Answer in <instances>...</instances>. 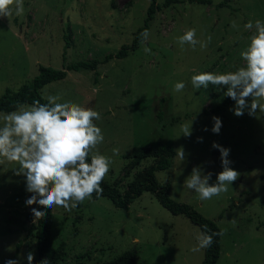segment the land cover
Returning a JSON list of instances; mask_svg holds the SVG:
<instances>
[{"label": "rangeland", "instance_id": "1", "mask_svg": "<svg viewBox=\"0 0 264 264\" xmlns=\"http://www.w3.org/2000/svg\"><path fill=\"white\" fill-rule=\"evenodd\" d=\"M179 1L162 8L165 0H156L162 10L150 24L148 39L126 58L100 63L97 82L93 71L68 72L65 79L45 86L40 95L59 94L60 102L72 101L101 113L102 119L95 122L105 137L99 151L112 159L104 180L118 182L123 193L154 163L144 160L124 178L134 148L171 146L175 152L171 166L156 172V180L169 187L172 200L192 206L224 230L217 264H264V113L236 117L229 111L233 104L213 113L225 98V89L211 85L196 89L191 84L192 75L199 72L223 73L243 65L240 52L251 35L243 25L249 20L264 21V0H233L223 7L219 5L225 0ZM150 3L23 0L21 16L0 19V97L29 84L40 66L62 69L64 53L66 63L101 61L117 53L143 25ZM233 21L238 30L231 27ZM189 28L197 30L199 40L211 36L206 49L197 45L193 51L185 45L181 50L175 38ZM69 33L70 47L65 52L64 35ZM179 81L186 87L175 92ZM212 116L223 121L219 135L211 132ZM192 122L193 134L185 137L182 125L190 130ZM198 137H203V143L197 142ZM213 141L231 149V167L241 175L227 192L200 201L184 181L200 166L205 175L213 173L210 183H215V174L222 168ZM113 148L119 149L118 155ZM179 148L184 149L185 158L178 155ZM17 167L0 166V264L21 253L26 257L29 251L36 259L35 239L26 237L31 209L25 199L30 194L24 177L14 174ZM52 216L53 248L64 252L58 264H104L125 251L136 253L137 264H201L204 258V249L191 251L199 228L183 215H172L148 192L128 209H117L108 199L99 198L85 200L71 212L55 207ZM21 264H27L26 259Z\"/></svg>", "mask_w": 264, "mask_h": 264}, {"label": "clouds", "instance_id": "2", "mask_svg": "<svg viewBox=\"0 0 264 264\" xmlns=\"http://www.w3.org/2000/svg\"><path fill=\"white\" fill-rule=\"evenodd\" d=\"M23 12V0H0V19L13 14L21 16ZM231 27L239 28L235 21ZM243 27L251 33L249 43L240 52L243 65L223 73L199 72L192 75L191 84L196 89H208L210 85L224 88V96L234 102L229 109L234 116L243 117L247 113L249 117H256L258 112L264 113V21L249 20ZM149 34L147 29L141 33L142 44ZM175 40L181 50L189 45L195 51L197 45L201 50L206 49L211 36L206 41L199 40L197 30L189 28ZM144 51L150 53L151 49L145 46ZM185 87L186 84L179 81L173 90L181 92ZM61 99L59 94H44L30 104L17 102L13 111L0 113V166L18 165L14 174L24 177L25 191L30 194L25 206L31 209L33 223L44 219L48 209L59 207L71 212L94 195L100 198L104 191L102 184L111 170V157L99 151L105 137L95 122L102 119L101 113L72 101L60 102ZM211 119V132L219 135L223 121L218 116ZM192 126L193 122L189 130L187 124L182 125L185 137L192 136ZM203 130L209 131L207 127ZM197 142L203 143V137H198ZM212 149L219 151L222 168L215 174V183H210L213 173L205 175L200 166L194 167L184 181V186L193 190L200 201L227 192L228 185H233L241 175L231 167L230 148L213 141ZM112 152L118 155L119 149L113 148ZM177 153L185 158L183 148L177 149ZM209 231L205 225L192 252L211 247L214 237L224 235V230L210 235ZM21 259L33 264L35 254L29 251L25 257L21 253L17 259H8L4 264H21ZM39 264H49V261L44 258Z\"/></svg>", "mask_w": 264, "mask_h": 264}, {"label": "trees", "instance_id": "3", "mask_svg": "<svg viewBox=\"0 0 264 264\" xmlns=\"http://www.w3.org/2000/svg\"><path fill=\"white\" fill-rule=\"evenodd\" d=\"M189 3L197 4H211L210 0H187ZM233 0H225L219 6H226ZM178 3L179 0H165L162 8H168L171 3ZM161 6L156 3V0H151V3L147 9V15L144 23L139 27L134 35L130 44L121 46L117 53L107 55L103 60H90L81 61L77 63H66L65 54L63 55V67L62 69L56 70L50 67L40 66L38 74L33 80L26 85H23L15 93L6 91L0 97V112H10L15 109L17 102L30 104L34 99H40V91L50 83L61 81L66 78L68 72L78 71H93L95 74L94 82H97L99 76L97 67L100 63H106L112 59H123L126 58L130 53L136 51L141 44V33L147 29L149 30L150 24L154 19L155 14L162 10ZM70 32V31H69ZM65 41V52L70 47L71 34L64 35ZM42 103L46 102L41 100ZM234 102L225 97L216 107L212 110L213 113H218L225 107L233 104ZM158 118L161 119V114H158ZM175 156V152L171 146L165 144H158L157 146L147 147L144 149L134 148L128 164L124 167V175L126 178L130 172L138 167L142 161L147 159H153L154 163L144 169L142 173H139L136 177V182L129 185L126 192H121L119 189V183L109 184L104 180L102 187L104 189L103 195L100 198L108 199L111 204L117 209H128L129 206L138 199L143 193H151L159 204L169 211L172 215L185 216L192 224L196 225L200 232L204 231V226L207 225L210 230L208 234L212 232L221 231L217 224L207 218H204L199 214L192 206L184 203H179L172 200L169 197V187L162 185L156 180L155 173L159 171H165L170 168L171 161ZM93 200H98L95 195L92 197ZM39 208V205H34ZM52 210H47V215L42 220H37L33 223V216L28 213L26 216V222L29 224L27 238H33L36 242V259L34 264L47 258L49 264H58L63 260L64 252L61 249H54L51 241V230H52ZM214 243L211 247L204 248V258L201 264H217L220 255V237L216 236L213 238ZM138 258L134 251H125L117 258L106 262L104 264H137ZM264 261V256H263Z\"/></svg>", "mask_w": 264, "mask_h": 264}]
</instances>
